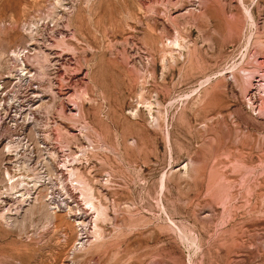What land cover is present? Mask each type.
<instances>
[{"label": "rangeland", "instance_id": "1", "mask_svg": "<svg viewBox=\"0 0 264 264\" xmlns=\"http://www.w3.org/2000/svg\"><path fill=\"white\" fill-rule=\"evenodd\" d=\"M2 79L0 264H264V0H0Z\"/></svg>", "mask_w": 264, "mask_h": 264}, {"label": "built area", "instance_id": "2", "mask_svg": "<svg viewBox=\"0 0 264 264\" xmlns=\"http://www.w3.org/2000/svg\"><path fill=\"white\" fill-rule=\"evenodd\" d=\"M14 87L15 84H11L10 81L6 79H2L0 81V113L7 110H12L15 112V108H17L18 95L17 89L15 87V91ZM15 127L12 125H6L9 135H7V138L3 143L0 142V151L3 153V156L6 159L5 176L9 185L12 183L14 184L18 179H25L26 176H24L21 172V168L31 166L33 162L36 161L34 160L35 157H37V147L31 142L28 135L24 133H18ZM44 145L46 148V144ZM22 159H26L27 163L23 162ZM10 168L17 169L19 173L17 172L18 174H11ZM8 174L13 178V180H10ZM15 175L20 177L16 178L15 180Z\"/></svg>", "mask_w": 264, "mask_h": 264}, {"label": "bare ground", "instance_id": "3", "mask_svg": "<svg viewBox=\"0 0 264 264\" xmlns=\"http://www.w3.org/2000/svg\"><path fill=\"white\" fill-rule=\"evenodd\" d=\"M172 43V45H174V46H176V47H178V48H181L182 46V44H181V41H180V39H175L173 42H171ZM245 72V71H244ZM257 72V71H256ZM254 73H249V81L252 79V75H253ZM247 77V76H246ZM244 78V77H243ZM243 78H242V76H241V74H239L238 76H236L234 79V82H242V80H243ZM248 80V79H247ZM245 81V80H244ZM246 82V81H245ZM250 84V83H249ZM261 91V90H260ZM264 93V92H263ZM260 100H261V98H260ZM262 101H264V98L262 99ZM250 105V104H249ZM250 109L254 112V111H256V109L254 108V106L253 105H250ZM239 119H240V121H241V123L242 124H249L250 123V121H248V119H245V117L243 118H241V117H239ZM251 124V123H250ZM221 126V125H220ZM250 126V125H249ZM252 127V126H251ZM255 129V128H254ZM225 135H226V133H225ZM76 161H77V159H76ZM192 161H194V160H192ZM65 162H67V161H63V163H65ZM69 163V162H68ZM66 164V163H65ZM188 164H189V162H188ZM188 164L185 166V169H187V166H188ZM72 165H74V164H72ZM72 165H70V166H68L67 164L65 165V168H69V172H72V174L71 175H74V174H76L77 173V169L75 168V167H72ZM75 166V165H74ZM240 168V167H239ZM189 169V168H188ZM67 172V171H66ZM218 176V175H217ZM212 177V176H211ZM79 178H81V177H79ZM216 179V178H215ZM79 183V182H78ZM81 184V183H80ZM79 184V185H80ZM226 184H227V182H226ZM219 185V184H218ZM83 187V186H82ZM89 189V188H88ZM89 191H91V190H89ZM89 195V194H88ZM92 195V194H91ZM228 196V195H227ZM227 199V198H226ZM231 200V199H230ZM217 202V201H216ZM88 205L89 206H91V208L94 210V212L96 213V215H97V219H100L101 217L102 218H104V217H107V216H105L106 215V213L107 212H105V210L102 208V207H100V206H97L95 203H94V201H93V199H91V200H89V202H88ZM254 205V204H253ZM224 206V205H223ZM230 208V207H229ZM255 208V207H254ZM211 211V210H210ZM229 213V212H228ZM49 216V215H48ZM48 219H49V217H48ZM23 222V221H22ZM255 234V233H254ZM254 234H252V235H254ZM257 234V233H256ZM255 236V235H254ZM258 236V235H257ZM253 237V236H252ZM254 238H252V240H253ZM251 240V239H250ZM255 241V240H254ZM254 244H255V242H254ZM241 246V245H240ZM241 249V248H240ZM250 250V249H249ZM245 251V250H244ZM257 255V254H256ZM256 258V257H255ZM259 258V257H258ZM233 264V263H232Z\"/></svg>", "mask_w": 264, "mask_h": 264}]
</instances>
